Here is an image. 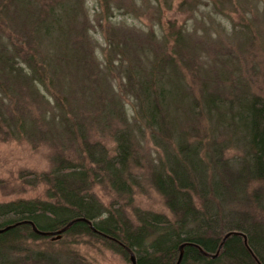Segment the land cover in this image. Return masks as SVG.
Instances as JSON below:
<instances>
[{
  "label": "trees",
  "instance_id": "16d2710c",
  "mask_svg": "<svg viewBox=\"0 0 264 264\" xmlns=\"http://www.w3.org/2000/svg\"><path fill=\"white\" fill-rule=\"evenodd\" d=\"M170 1L173 4L174 0ZM214 1V8L219 10ZM96 2L98 6L94 10L95 18L110 24V9L115 2ZM166 2L167 0H155L154 3L150 0L140 1L137 13L143 11L142 16L155 15L160 25H166L161 27L162 33L157 36L152 30L144 33L145 35L137 32L136 38L144 42L138 48L140 51L136 49V44L132 43L135 39L133 32L128 30L132 37H124L121 40L122 45L118 53L119 63H126L127 67L116 70L124 73L121 83L122 78H125L126 86H133V97H137L140 102L144 128L157 131L155 142L162 144L166 150V163L160 160V166L155 170L152 179L157 191L166 199L168 208L177 219L171 221L164 215L153 213L142 216L141 222L136 228L133 227L135 231H132V228H128L116 216H102V207L95 205L94 196L90 195L91 190L84 191L82 188L85 175L91 172L75 168L71 159L61 153L60 161L58 162V158L53 162L51 171L33 173L32 180H42L48 184L45 199L21 197L0 203V228L10 226L0 233V264H68L61 259L64 255L60 257L57 253L49 254L37 249H28L30 244L49 237L34 231L32 223L39 230L46 232L58 231L67 226L62 236L87 235L125 257L128 255L125 247L127 246L136 253V264H176L181 245L183 258L180 264H218L220 261L226 264H258V260L264 264V228L257 224H243L224 218V208L232 213L236 212L233 203L238 201L226 185L233 182L237 173L241 179L247 176L264 180V99L253 98L240 104L238 109L230 111V115L222 112L212 125L221 126V130L228 135L237 136L245 151L239 170L228 163L226 166L214 163L210 168L207 160L200 159L198 147L189 146V149L184 151L185 145L180 142L183 136L171 114V108L176 110L172 104L177 102L180 92L177 88L174 92L170 84L176 82L173 76H180L182 71L181 65L175 62L173 53L184 56L185 50L191 57L193 50H186L189 45L185 35L189 31L183 27H179L175 33V30H170L177 24H172V19L164 18L165 11L161 6ZM193 2L195 1H192L194 7ZM216 2L225 5L222 9H227L228 4L234 5L233 0ZM184 5L187 3L184 2ZM90 16L89 10L85 8V0H0V135L7 133L9 137L29 138L34 141L35 131L30 127L35 126L38 121H50L46 124L67 127L66 134H60V137L65 138L68 135L66 138L77 140L74 137L76 132L71 126L81 123L75 120L80 121L82 109L76 104L75 94L67 88L56 92L51 87L56 86V79L63 76L59 69L56 70L55 64L64 69L65 74L69 68H73L74 75L82 72L76 83V80L72 79H59L60 86L66 83L74 91H79V83L83 82L84 78L92 83L95 81L94 76L98 75V81L106 76V72L103 76V70L100 69L101 62L96 61L93 39L88 34L92 22ZM133 31L136 33V30ZM127 39L129 43L123 45V41ZM154 43L158 45L154 46ZM170 43L171 51L168 55L166 46ZM128 47H133V50L129 51L125 60L123 56H127ZM79 52L87 58L86 64L81 62ZM137 59L144 63L136 65ZM139 72H144L149 77L145 76L142 87L140 86L141 92L136 96ZM47 81L50 85L46 89L54 99L52 106L60 113L54 109L51 112L47 110L51 104L48 100L39 102L40 105L47 104V107H43L39 112L32 109L22 111L23 113L12 112V108H17V102L23 97L22 89H27L35 99L40 100L44 97L40 92ZM121 83L116 85L120 86ZM88 87H83L81 93H85ZM118 96L116 93L109 104L118 105ZM65 106L69 109H65ZM216 106L223 108L224 105L217 100H207L205 103L202 113L206 115L207 120L216 118ZM179 107L183 111V107ZM44 135L45 138L50 137V141H55L51 128ZM153 135L155 136V133ZM121 138L117 150L119 153L113 157L112 162H108V172H105L106 176L116 179L112 185L119 188L131 157L127 140ZM172 140H176L178 152L181 148L183 159L171 154L172 151H177L171 145ZM100 162L98 160L96 163ZM227 169H235L234 177L226 176L224 170ZM22 176L26 179V176ZM226 234L229 235L223 241ZM217 252V256L213 257ZM71 259L67 261L73 264Z\"/></svg>",
  "mask_w": 264,
  "mask_h": 264
},
{
  "label": "rangeland",
  "instance_id": "374dc122",
  "mask_svg": "<svg viewBox=\"0 0 264 264\" xmlns=\"http://www.w3.org/2000/svg\"><path fill=\"white\" fill-rule=\"evenodd\" d=\"M96 1L85 0V8L89 10L92 19L88 34L93 39L96 61L101 62L100 69L103 70V76L106 72V76L98 81L96 75L92 83L91 80L84 78V81L79 83V91L77 89L74 91L66 83L60 86L59 79H72L76 80V83L81 78L82 72H78L75 76L73 68H69L66 75L64 69L57 64L54 65L63 76L56 79L57 85L52 86L51 89L56 92L64 88L69 89L75 94L76 104L80 105L79 109H82L80 121L75 120L81 123L71 126L76 132L74 137L77 140L66 138L68 135L65 138L60 137V134H66L67 127L60 124H46L50 121H38L35 126L30 127L35 131L34 141L29 138L9 137L7 133L1 134L0 203L21 197L45 199L48 184L42 180L39 182L32 180L33 173L51 171L54 167L53 162L58 158L59 162L60 154L63 153L71 159L75 168L91 172L85 175L82 188L84 191L91 190L90 195L94 196L97 202L95 205L99 204L102 207V216L112 214L123 221L122 223L128 228H132V231H135L134 228L141 222L142 216L153 213L164 215L174 221L177 219L176 216L168 208L166 199L157 191L152 179L155 170L160 166V160L166 163V150L162 144L155 142L158 132L144 128L140 102L137 97H133L135 96L133 86H126L125 78H122L121 83V76L124 73L116 70L127 67L126 63H119L118 53L122 45L121 40L124 37H132L128 30L133 32L135 39L132 43H135L138 49L144 42L136 38L137 32L145 35L152 30L157 36L162 33L161 27L166 24L160 25L155 15L142 16L143 11L137 13L141 0H111L115 3L110 9L112 21L109 24L105 20L95 18L94 10L98 6ZM150 1L155 2V0ZM192 1H195L194 7ZM184 2L187 3L186 6ZM233 2V6L228 4L227 9H222L225 5L215 0L214 5L217 4L216 8L219 10L214 8L213 0L212 2L211 0H174L173 4L167 0L161 7L165 11L164 18L172 19L171 23L177 24L176 27L170 28L175 30L173 33L179 30V27L189 31L185 35L189 45L186 46V50L187 52L193 50L191 57L185 50H183L184 56L173 53L175 62L181 65L182 71L180 76H173L178 84L174 81L170 84L174 92L176 88L180 92L177 102L174 101L172 104L175 105L176 110L171 108V114L183 136L180 141L185 145L183 150L187 151L189 146L198 147L200 159L207 160L210 168L214 163H222L224 166L228 163L239 170L240 162L243 163L245 155L240 141L237 136L228 135L221 130V126L212 125L219 115L223 113L230 115V111L238 109L240 104L249 102L253 98L264 99V0H237L238 3L233 0ZM133 30H136V33ZM118 33L120 34L117 36ZM128 39L123 41V45L129 43ZM156 45L158 44L154 43V46ZM170 45L171 43L166 46L168 55L171 51ZM132 50L133 47L126 48L127 56H123V59L127 60L129 51ZM79 56L81 62L86 64L87 58L82 56L81 52ZM141 62L143 61L137 59L136 65ZM63 66L65 67L64 64ZM103 76L100 74V78ZM145 76L149 77L148 74L139 72L136 96L141 92ZM114 81L121 85H116ZM49 85L50 82L47 81L46 86L42 87L40 93L44 97L40 100L35 99L27 89H22L23 97L17 102V108H12V112H26L31 109L39 112L43 107H47L46 103L40 105L39 102L48 100L51 104L47 110L51 112L54 109L60 113L52 106L54 99L46 89ZM85 86H89L88 90L81 93ZM116 93L120 97L119 101L116 98L118 105L109 104ZM207 100H217L224 105L223 108L216 106L218 109L216 118L207 120L206 115L202 113ZM179 105L183 107V111ZM65 109L68 110L69 107L65 106ZM49 128L52 129L55 141H50L48 139L50 137L45 138L44 133L49 131ZM121 137L127 140L131 157L119 188L112 185L116 179L106 176L105 172H108L106 169L108 162H112L113 157L119 153L117 150ZM170 142L177 149L171 154L183 159L181 148L178 152L176 140ZM98 160L101 161L99 164L96 163ZM224 172L227 177H234L235 169H227ZM22 175L26 176V179ZM246 177L243 176L241 179L237 173L233 182L228 184L229 186L226 185L238 202L233 203L236 212L232 213L224 208V218L243 224H257L264 228V180ZM90 200L92 201L91 198ZM76 236L66 235L56 240L49 236L30 244L28 249H37L49 254L57 253L60 257L64 255L61 259L68 264H70L67 261L69 258H72L73 264H133L131 255L136 256V253L127 246L125 247L129 250L127 249L128 255L125 257L95 238L87 235ZM218 252L214 255L217 256ZM65 254H67L66 258ZM218 264L226 263L220 261Z\"/></svg>",
  "mask_w": 264,
  "mask_h": 264
},
{
  "label": "water",
  "instance_id": "95a60500",
  "mask_svg": "<svg viewBox=\"0 0 264 264\" xmlns=\"http://www.w3.org/2000/svg\"><path fill=\"white\" fill-rule=\"evenodd\" d=\"M25 222H30V221H25ZM32 226H33V229L34 231H36L37 233H40L42 235H49L51 236V238L53 240H56V239H59L61 238L63 232L67 229V226L58 230V231H53V232H46V231H42V230H39L35 225L34 223H32ZM10 226L6 227V228H0V233H2L3 231H5L6 229H9ZM229 234H226L225 238L223 239V241L226 239V237H228ZM220 248H221V245H220ZM219 248V249H220ZM129 250V248H127ZM215 256V255H213ZM182 258H183V245L180 246V255H179V258H178V261L176 262V264H180L181 261H182ZM131 259H132V262L133 264H136V257L134 254L131 255ZM258 260V259H257ZM258 264H262L259 260L257 261Z\"/></svg>",
  "mask_w": 264,
  "mask_h": 264
},
{
  "label": "bare ground",
  "instance_id": "6f19581e",
  "mask_svg": "<svg viewBox=\"0 0 264 264\" xmlns=\"http://www.w3.org/2000/svg\"><path fill=\"white\" fill-rule=\"evenodd\" d=\"M246 240V239H245Z\"/></svg>",
  "mask_w": 264,
  "mask_h": 264
}]
</instances>
